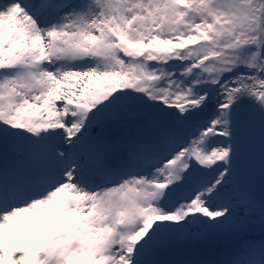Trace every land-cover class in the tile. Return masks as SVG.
<instances>
[{
    "label": "snow or ice",
    "instance_id": "6c2138e0",
    "mask_svg": "<svg viewBox=\"0 0 264 264\" xmlns=\"http://www.w3.org/2000/svg\"><path fill=\"white\" fill-rule=\"evenodd\" d=\"M0 264H264V0H0Z\"/></svg>",
    "mask_w": 264,
    "mask_h": 264
},
{
    "label": "rangeland",
    "instance_id": "374dc122",
    "mask_svg": "<svg viewBox=\"0 0 264 264\" xmlns=\"http://www.w3.org/2000/svg\"><path fill=\"white\" fill-rule=\"evenodd\" d=\"M252 187L255 188L254 190H255L256 194L259 195V194H260V191L257 189V188L259 187L258 182L254 183V184L252 185ZM257 228H258V227H257ZM255 230H256V229H255ZM251 231H254V230H251Z\"/></svg>",
    "mask_w": 264,
    "mask_h": 264
}]
</instances>
